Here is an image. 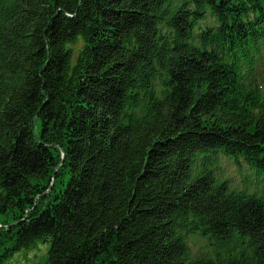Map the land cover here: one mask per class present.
<instances>
[{
    "label": "trees",
    "instance_id": "obj_1",
    "mask_svg": "<svg viewBox=\"0 0 264 264\" xmlns=\"http://www.w3.org/2000/svg\"><path fill=\"white\" fill-rule=\"evenodd\" d=\"M40 239L48 264H264V0H0V264Z\"/></svg>",
    "mask_w": 264,
    "mask_h": 264
},
{
    "label": "rangeland",
    "instance_id": "obj_2",
    "mask_svg": "<svg viewBox=\"0 0 264 264\" xmlns=\"http://www.w3.org/2000/svg\"><path fill=\"white\" fill-rule=\"evenodd\" d=\"M217 164L219 168L217 173L227 177L232 185L240 188L246 186L251 190L257 188L260 191L263 189L262 183L257 184L258 181L254 177H244V174L230 159L220 156ZM190 242L194 250H201V246L205 241L199 236H193ZM50 246V241L40 239L32 247L16 252L4 264H48L47 257Z\"/></svg>",
    "mask_w": 264,
    "mask_h": 264
}]
</instances>
